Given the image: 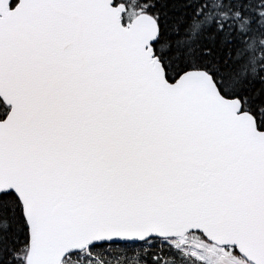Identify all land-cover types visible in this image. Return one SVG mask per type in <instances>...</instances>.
Instances as JSON below:
<instances>
[{
  "label": "snow or ice",
  "instance_id": "6c2138e0",
  "mask_svg": "<svg viewBox=\"0 0 264 264\" xmlns=\"http://www.w3.org/2000/svg\"><path fill=\"white\" fill-rule=\"evenodd\" d=\"M0 264H264V0H0Z\"/></svg>",
  "mask_w": 264,
  "mask_h": 264
}]
</instances>
